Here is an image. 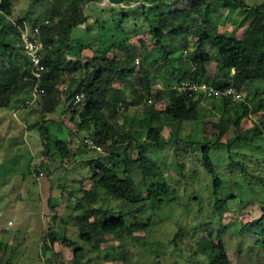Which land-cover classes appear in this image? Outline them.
Listing matches in <instances>:
<instances>
[{"label": "trees", "instance_id": "16d2710c", "mask_svg": "<svg viewBox=\"0 0 264 264\" xmlns=\"http://www.w3.org/2000/svg\"><path fill=\"white\" fill-rule=\"evenodd\" d=\"M108 1L118 6L137 0ZM150 1L156 4L164 0ZM101 2L103 0H49L43 18L33 20L23 16L13 18L12 0H0V110H5L11 117L8 111L18 108L23 99H28L29 91L32 93L31 61L22 48L20 36L26 29L34 30L38 27L43 45L41 60L45 67L40 82V87L44 90V94L39 95L40 120L48 121L45 119L46 115L62 106L61 116L69 114V119L76 125V129L68 133L66 140L51 141L47 132L42 131L43 153L45 157L48 156L49 142H53L63 162L77 154L79 148L76 151L73 145L84 131L89 132V137L97 148L106 145L108 151L105 158L86 162L91 172L87 181L91 182L93 188L82 198L83 204L79 207L83 212L76 217V222L79 239L83 245L99 248L106 242L107 236L114 237L120 243L111 253L125 263L128 262L129 256L121 243L124 237L140 239L133 233L139 231L145 234L151 221L150 215L143 221V214L153 210L154 205H164V198L174 195L176 191L165 182L160 167L149 157L147 148L140 144L132 145L129 142L130 132L116 125L118 108L123 104L137 106L149 98H155L159 90L153 88L152 81L161 78L163 87L170 90L164 106H149V118L132 122L136 129L145 131L149 143L161 145L169 141L178 148L181 139L177 129L171 132L168 138L163 137L162 128L165 125L160 118L167 122L198 121L201 116L199 102L203 98L200 91L178 89L181 83L191 80L197 83L206 82L214 88L231 86L236 89L239 98H221L223 108L219 121L201 122L204 135L211 129L219 132L212 142H200V148L203 154L202 164L213 178L212 194L215 201L210 214L222 217L228 201L235 196L219 198L222 181L209 157V145H224L230 150L235 141H246L250 135L257 137L264 133V115L260 119L261 124L254 123L249 129H243L241 121L247 116L249 107L244 101L239 102L242 99L254 103L259 95L264 94V0L255 4H251V0H181L180 7L174 3L154 15H149L141 2L145 24L135 22L134 27L148 30L154 41L152 46L148 44L145 47L149 52L142 57L141 64L135 60L141 53L140 48L134 45L132 48L126 46V41L133 37L127 34L124 38L127 33L125 24L130 20L129 16L124 12L121 17L113 18V27L120 31L108 32L107 22L98 18V12L105 10L99 5ZM209 2H217L235 12L242 11L244 18L240 21L232 20L230 30L221 31L218 26L211 27L209 19L214 8ZM106 9L109 12L117 11L116 8ZM90 16L97 17L96 22L100 25L95 39L102 38V52L92 50L91 42L86 45L71 43L70 32L73 28L80 27L83 31H91L88 22ZM117 32H120L123 40L115 44ZM77 47L84 48L82 54L76 51ZM113 47H117L124 54L122 59L117 58L113 52L109 54ZM178 52H188L193 56V60L179 57L176 69L181 73L180 76L165 82L164 78L173 76L172 62ZM155 54L161 59L156 58ZM149 58L153 60L152 67L147 66ZM67 84L69 86L62 99L60 87ZM80 93L83 98L73 106L71 102ZM258 101L252 109L257 110L255 108L263 104L262 98ZM235 105L240 107L242 115ZM230 111H234L233 119H225V114ZM40 123L34 126L37 125L41 130L44 126H40ZM229 126L234 134L232 140L227 139ZM30 129L31 127L26 134L29 135ZM223 138L227 139L225 143L222 142ZM182 142L195 144L188 139ZM118 146H124L126 150L120 154ZM161 178L162 182H156L155 186L147 184L148 179L157 181ZM257 179L262 181L260 177ZM99 189L119 203L117 209L110 206H91L94 200L91 193ZM141 189L146 192L145 198L139 194ZM83 200H86L87 208ZM125 203L132 205V210L126 213L123 211ZM184 204L186 209L200 212L202 201L190 194ZM54 210L53 208L51 211ZM262 211L261 217L248 223L245 228L257 236L254 244L264 249V208ZM56 218L57 213L54 212L50 220ZM181 233L184 235L182 230L178 232ZM213 237L212 231L208 236L199 239L194 238L192 234V250L187 256L176 257L168 263L154 254L150 264H228L224 241L221 237L215 241ZM49 238L52 244L56 240L50 237V233ZM62 242L73 250L74 263L82 264L80 260L85 256L84 247L76 246L66 238ZM4 246L6 245L0 241V257L4 253Z\"/></svg>", "mask_w": 264, "mask_h": 264}, {"label": "rangeland", "instance_id": "374dc122", "mask_svg": "<svg viewBox=\"0 0 264 264\" xmlns=\"http://www.w3.org/2000/svg\"><path fill=\"white\" fill-rule=\"evenodd\" d=\"M257 1L260 0H251V4ZM141 2L149 15L166 10L174 3L178 7L181 6V0H164L156 4L150 0L148 2L137 0L131 3H121L118 6L108 0H103L99 5L105 10L98 12V18L107 22L108 32L120 31L115 30V26L113 27V18L121 17L124 12L129 16L130 20L125 24L127 33L124 38L127 34L133 36L132 39L126 41V46L132 48L134 45L140 48L141 53L135 59L140 64L142 57L149 52L145 47L148 44L151 46L154 44L148 30L134 27L135 22L140 25L145 24ZM47 4L49 0H12V17L42 19L47 10ZM209 4L214 8L209 19L211 27L218 26L221 31L230 30L232 20L240 21L244 18L245 14L242 11L235 12L226 9L217 2H209ZM109 7L116 8L117 11L111 12L110 10L109 12L106 9ZM96 19L97 17H88L92 32L83 31L80 27L71 30L73 45L78 42L85 45L91 42L92 50L102 52L104 48L102 38L95 39V34L100 29ZM119 33L116 34L115 44L123 40ZM83 50L84 48H76V51L81 54ZM112 52L119 59L124 56L117 47H113L109 54ZM155 55L156 58L161 59L158 54ZM67 57L71 59L70 56ZM179 57L193 60V56L188 52H178L172 62L173 76L162 78L166 80L165 82L180 76L181 73L176 69ZM152 61L149 58L147 66L152 67ZM152 83L153 88L159 90L156 97L149 98L137 106L123 104L118 108L115 123L123 127L126 132H130L129 142L132 145L140 144L147 148L149 157L160 167L165 182L174 188L176 193L165 197L164 205L159 207L154 205L153 210L141 215L143 221L150 215L151 221L145 234L139 231L133 233L140 239L124 237L121 243L125 246L129 256L128 262L125 263L111 253L113 248L120 243L114 237L107 236L106 242L99 248L83 245L79 239L76 222V217L83 212L79 207L83 204L81 200L93 188L90 185L91 182L87 181L91 172L86 162L105 158L108 151L106 145L94 149L87 148L88 146H85L83 142L85 138L90 139V137L89 132L84 131L80 133V138L76 141L72 137L75 141L73 147L76 151L79 148L77 154L61 162L59 152L55 149L53 142H49L48 158L51 165L43 164L44 175L39 176L36 162L45 154L41 132H47L51 141L66 140L68 133L76 129L75 122L69 119V114L61 116L62 106H58L53 113L46 115L45 118H49L48 121H41L39 112L41 96H33L31 91H29L28 99H23L18 108L8 111L11 117L5 110H0V241L6 245L0 257V264H75L73 250L62 242L64 238L72 241L76 246L84 247L85 256L80 260L82 264H150L154 254L171 263L176 257H184L190 253L192 234L194 238L199 239L202 236H208L211 231L214 232L215 241L219 237L224 241L228 264H264V249L254 244L257 236L245 228L248 223L258 220L263 214L264 133L257 137L250 135L246 141H235L230 150L224 145H209V157L222 181L219 198L235 196L234 199L228 201L222 217L211 215L215 201L212 194L213 178L202 164L203 154L200 142L205 141V144L212 142L219 132L211 129L207 130L204 135L201 122L219 121L223 108L221 99L202 98L199 102L201 116L198 121L167 122L161 117L165 125L162 128L163 137L168 138L170 133L177 129L181 142L178 148L169 141L156 145L149 143L146 140L145 131L136 129V125L132 122V120L149 118L148 107L162 108L165 100L169 98L170 90L163 87L161 78L156 81L153 79ZM134 84L135 81L132 82L133 86ZM68 86L69 84L60 87L63 92H61L62 99H64ZM257 98L254 103H248L242 99L239 101H244L249 107L247 116L241 121L243 129H249L254 123L261 124L260 119L264 115V94ZM261 98L263 104L255 108L257 110L252 109ZM237 108L241 113L240 107ZM233 116L234 111H230L225 114L224 118L229 120L233 119ZM59 118L63 119L62 122ZM38 122H41L40 126H44L41 130L37 128V125L34 126ZM127 122L131 126L127 125ZM19 124L24 126L23 129H20ZM30 127L29 135L26 136V131ZM227 136L229 140L234 139L230 126ZM184 139L195 142V144L184 143L182 142ZM227 139L223 138L222 142L225 143ZM125 150L124 146H118L120 154ZM258 177L262 181H259ZM162 180V178L157 181L148 179L147 184L154 185ZM186 190L187 192H184ZM139 194L142 198L146 197L144 189H141ZM190 194L202 201L200 212L185 208L184 201L188 200ZM91 195L94 198L91 202L93 207L107 208L110 206L117 209L119 205L101 189ZM83 201L87 208L86 200ZM53 208L57 213V218L51 221ZM130 210H132V205L125 203L123 211L126 213ZM181 230L184 235L178 234ZM49 233L50 237L56 239L53 244L49 240ZM105 249L107 251H104Z\"/></svg>", "mask_w": 264, "mask_h": 264}, {"label": "built area", "instance_id": "2783aa9c", "mask_svg": "<svg viewBox=\"0 0 264 264\" xmlns=\"http://www.w3.org/2000/svg\"><path fill=\"white\" fill-rule=\"evenodd\" d=\"M20 40L22 43V48L26 53L27 57L31 61V74L33 85L31 90L35 96L43 95L44 90L40 87V82L45 71V67L41 60V53L43 50V45L40 40V30L35 28L34 30L26 29L21 33ZM137 63V61H136ZM26 80V79H25ZM178 89H188V90H197L200 91L206 98H221V97H232L233 99L238 98V94L235 88L226 87V88H214L205 82H194V81H185L182 82ZM83 98V94L80 93L75 96L74 100L71 102L75 106ZM64 116V115H63ZM62 121L63 119L60 118ZM89 148H97L91 139L84 140ZM41 162L36 163L37 166ZM40 176L43 175L42 172L39 173Z\"/></svg>", "mask_w": 264, "mask_h": 264}, {"label": "clouds", "instance_id": "9594fccd", "mask_svg": "<svg viewBox=\"0 0 264 264\" xmlns=\"http://www.w3.org/2000/svg\"><path fill=\"white\" fill-rule=\"evenodd\" d=\"M183 82H185V81H183ZM205 83H206V82H205ZM207 84H208V83H207ZM228 87H231V86H228ZM225 88H226V87H225ZM237 94H238V93H237ZM202 95H203V94H202ZM203 98H206V97L203 96ZM221 98H224V97H221ZM221 98H220V99H221ZM230 98L233 99L232 97H230ZM238 98H239V97H238ZM211 99H212V98H211ZM235 99H237V98H235ZM233 100H234V99H233ZM61 122H62V121H61ZM87 148H89V147H87ZM98 148H100V147H98ZM92 149H94V148H92ZM38 162H41L39 166H37V164H36V166H37L38 169H39V170H38V175H39L40 172H42L43 175H44V172H43V169H42V168H43L42 165L45 164V165L49 166V165H51V162H50L48 156L45 157V154H43L42 157H41V159H40L39 161H37L36 163H38ZM62 164H63V163H62ZM43 175H42V176H43ZM39 176H40V175H39Z\"/></svg>", "mask_w": 264, "mask_h": 264}, {"label": "crops", "instance_id": "0c3cea01", "mask_svg": "<svg viewBox=\"0 0 264 264\" xmlns=\"http://www.w3.org/2000/svg\"><path fill=\"white\" fill-rule=\"evenodd\" d=\"M14 116L16 117V113L14 114ZM13 118H14V117H13ZM45 119L47 120V119H49V118H45ZM18 126L20 127V129H23V127H24V126H22V125L20 126V124H19ZM27 135H28V134H26V136H27ZM20 212L23 213L22 210H20ZM52 214H53V212H52Z\"/></svg>", "mask_w": 264, "mask_h": 264}]
</instances>
